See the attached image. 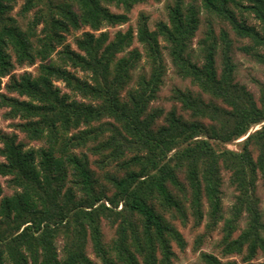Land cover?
<instances>
[{
	"label": "trees",
	"instance_id": "1",
	"mask_svg": "<svg viewBox=\"0 0 264 264\" xmlns=\"http://www.w3.org/2000/svg\"><path fill=\"white\" fill-rule=\"evenodd\" d=\"M139 2L67 0L54 5L53 0H26L20 17L34 12L23 30L10 16L16 0H0V111L5 110L4 119L26 139L42 143L38 149L26 148L16 134L0 132V176L9 177L14 189L3 197L0 187V264H174L173 246L183 250L185 242L173 222L185 225L190 210L199 224L203 203L212 226L223 221L225 255L244 248L248 259L264 253V222L255 194L257 183L264 185V86L259 85L257 106L250 92L235 82L232 44L224 31L219 36V73L211 31L204 39L212 43L204 47L201 65L190 53L203 10L248 40L250 46L241 51L264 68V0H174L166 7L168 21L157 22L154 30L141 15L133 31L112 36L100 32L126 24ZM109 6L120 12H111ZM245 15L258 26L249 25ZM82 27L90 31L77 37L72 49L65 44L66 35ZM134 42L150 67L148 78L140 74L142 54L131 49ZM160 42L168 46L178 75L210 100L176 90L174 99L189 120L172 110L163 125L154 127L163 115L161 108L148 111L165 69ZM54 53L60 64L46 62ZM36 61V76L13 73L15 65ZM137 72L138 88L132 85ZM58 82L83 102L62 92ZM239 139L240 151L226 148ZM90 142L91 153L99 156L96 165L115 169L105 174L110 197L86 155L75 152ZM222 171L230 173L237 193L226 220ZM244 213L246 226L233 239ZM102 219L115 226L109 246L103 240ZM88 246L98 263L88 257ZM202 259L220 264L211 255Z\"/></svg>",
	"mask_w": 264,
	"mask_h": 264
},
{
	"label": "rangeland",
	"instance_id": "2",
	"mask_svg": "<svg viewBox=\"0 0 264 264\" xmlns=\"http://www.w3.org/2000/svg\"><path fill=\"white\" fill-rule=\"evenodd\" d=\"M26 0H16V5L11 12L10 16L15 19L23 30L26 29L28 21L31 20L32 14L34 11L30 12L25 19L21 18L19 12L21 7L24 5ZM67 0H53L54 5L58 4H66ZM174 0H141L138 4H136L131 11L128 13V22L120 27H113V28H104L100 32H107L110 36L113 35L116 31H126L127 29H131L132 31L136 29L139 17L145 16L148 21V27L150 30H154L155 24L159 21L167 22V6L171 5ZM186 3H190L191 0H185ZM109 10L113 13H119L120 11L113 6L108 7ZM39 9V8H37ZM73 9H76L73 7ZM247 22L249 25L258 26L257 22L253 20L251 16L245 15ZM40 27L37 28V35L39 33ZM90 31L87 27H82L79 31H71L69 34L66 35L65 44L69 45L72 49H75L74 40L79 37L83 32ZM212 32L213 39H216V49L214 50V59H215V67L217 72L219 73L223 63V56H222V44L219 41L220 31H224L229 40L232 44V51L230 52L231 62L235 67L234 72V79L235 82L241 86H244L252 95L254 102L257 106H260V90L259 85L264 86V68L259 63H257L251 56L246 55L241 49L246 46H250L248 40L238 38L235 33L232 31L231 27L226 23L222 22L219 19L213 18L207 15L203 10L199 15V27L195 34V37L191 41L190 44V53L192 55V60L197 65H201L205 52L203 51L205 46H210L212 43L209 39L205 38L208 35V32ZM99 32H97L98 34ZM161 46V53L164 62V72L161 77L162 84L159 87V91L156 95V99L149 104L148 111H154V109H162L163 115L160 117L154 127L161 126L164 124V118L167 113L174 110L177 116H180L182 120L187 121L189 120V116L187 112H184L180 104L175 101L174 99V91H189L192 92L194 95H201L204 101H209L210 98L203 95L200 90L195 87L190 80L182 79L176 69L174 68L173 64L171 63V59L168 54V46L163 42H160ZM132 48H137L140 50L142 54V60L139 64L140 74L143 71L146 78H148L150 74V67L146 58H143V50L140 45L136 42L133 43ZM60 49H57V51ZM14 61V59H13ZM46 62H60L58 61L57 54L54 53L51 55ZM40 65L39 61H36L34 65H23L17 66L15 65V73L17 76L22 75L24 73H30L32 76H36L38 73V67ZM68 71L75 73L78 77H83V74L80 72L73 70L72 68L68 67ZM139 72L134 75L132 85L136 86L139 82ZM6 79L3 80L5 82ZM62 92L71 95L72 98L77 99V101H82L83 99L79 96H72V94L63 87V84L60 82L55 83ZM88 102V101H84ZM213 103L217 104L218 106L224 107L219 101H213ZM147 111V112H148ZM5 110L0 111V132L5 134H16L18 141L22 142L26 145V148H34L38 149L42 146L40 142H32L26 139V137L16 131L12 127V122L7 121L4 119L3 114ZM106 121V120H104ZM207 124V121H202ZM256 130V128L254 129ZM253 130V131H254ZM244 139V138H243ZM243 139H239L232 144L226 146L227 149L232 151H240L241 150V141ZM94 145L90 142L89 145L82 150H76L77 154H85L89 160L90 168L92 172H94L95 177L99 180L100 184L105 186L106 194L108 197L112 195V188L110 187L109 183L106 181L105 174H114L115 169L111 166L105 167L104 169H100L96 163L98 161L99 156L96 154L91 153V148ZM250 151L253 154V158L256 157V152L253 148H250ZM2 161V158H0ZM230 173L226 171H222V188H221V204H222V215L224 220L230 218V210L235 202V197L237 195L234 187L229 182ZM181 181L182 178H181ZM10 178L9 177H1L0 176V187L2 189L3 197H9L14 193V189L9 186ZM256 197L259 200V210L263 218L264 222V185L261 181L257 183ZM208 206L203 203L202 212L203 218L199 224H196V220L194 219L190 210L187 211L188 218L185 225H182L179 221H174V226L177 230L181 233L183 240L185 242V248L180 250L175 245L173 246V251L175 253V257L173 259L174 264H206L203 259L202 255L207 254L215 257L220 264H264V253L257 252V254L250 259H248V251L247 248H244L242 253L240 254H232V255H225L222 252V245L221 240L223 237L222 227L223 221L217 223L215 226H212V220L209 218L208 215ZM247 223V214L244 213L241 216V219L238 222V227L235 233L232 235L233 239H236L241 231L245 228ZM101 231L104 243L106 246H109L111 241L114 238L115 234V226H112L111 223L107 222L106 220L102 219L101 221ZM61 245L60 241L57 242V249L58 253L61 256ZM86 253L88 257L98 263L95 259L90 246L87 247Z\"/></svg>",
	"mask_w": 264,
	"mask_h": 264
}]
</instances>
